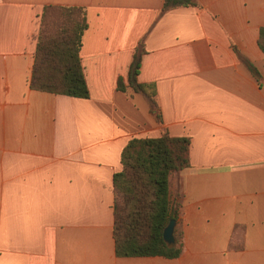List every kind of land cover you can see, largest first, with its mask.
Instances as JSON below:
<instances>
[{"label":"crops","instance_id":"obj_1","mask_svg":"<svg viewBox=\"0 0 264 264\" xmlns=\"http://www.w3.org/2000/svg\"><path fill=\"white\" fill-rule=\"evenodd\" d=\"M0 0V264H264V0ZM47 5L84 10L86 98L28 85ZM142 43L137 81L117 89ZM189 139L169 177L175 258L114 252L113 174L131 138ZM176 225V224H175Z\"/></svg>","mask_w":264,"mask_h":264},{"label":"trees","instance_id":"obj_2","mask_svg":"<svg viewBox=\"0 0 264 264\" xmlns=\"http://www.w3.org/2000/svg\"><path fill=\"white\" fill-rule=\"evenodd\" d=\"M178 5H197L195 0H164L161 11ZM54 11L55 14L51 15ZM87 27L84 10L75 6L47 5L39 18L33 63L28 85L31 89L86 98L89 95L80 59L82 34ZM257 45L264 54V26ZM143 53L142 43L134 49L125 81L117 78L118 90L143 94L155 118L160 120L151 84L137 81ZM257 80H263L256 66L240 56ZM121 169L113 174L114 252L117 256L177 257L182 249L175 226V243L168 246L162 229L170 218L177 222L178 203L169 192V177L189 164V139L171 136L166 130L157 137L131 138L120 155ZM177 224V223H176Z\"/></svg>","mask_w":264,"mask_h":264},{"label":"water","instance_id":"obj_3","mask_svg":"<svg viewBox=\"0 0 264 264\" xmlns=\"http://www.w3.org/2000/svg\"><path fill=\"white\" fill-rule=\"evenodd\" d=\"M175 224L176 220L170 218L162 229V239L168 246H172L175 243Z\"/></svg>","mask_w":264,"mask_h":264},{"label":"rangeland","instance_id":"obj_4","mask_svg":"<svg viewBox=\"0 0 264 264\" xmlns=\"http://www.w3.org/2000/svg\"><path fill=\"white\" fill-rule=\"evenodd\" d=\"M55 14V12L54 11H52L51 12V15L53 16ZM53 17H55V16H53ZM177 223V222H176ZM176 226V229H177V231H178V226H177V224L175 225Z\"/></svg>","mask_w":264,"mask_h":264}]
</instances>
